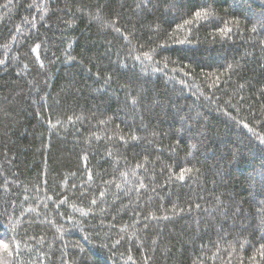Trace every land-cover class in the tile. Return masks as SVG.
<instances>
[{
  "label": "trees",
  "instance_id": "trees-1",
  "mask_svg": "<svg viewBox=\"0 0 264 264\" xmlns=\"http://www.w3.org/2000/svg\"><path fill=\"white\" fill-rule=\"evenodd\" d=\"M0 241L264 264V0H0Z\"/></svg>",
  "mask_w": 264,
  "mask_h": 264
},
{
  "label": "snow or ice",
  "instance_id": "snow-or-ice-1",
  "mask_svg": "<svg viewBox=\"0 0 264 264\" xmlns=\"http://www.w3.org/2000/svg\"><path fill=\"white\" fill-rule=\"evenodd\" d=\"M0 243H2V241H0ZM5 247H7V245H5Z\"/></svg>",
  "mask_w": 264,
  "mask_h": 264
}]
</instances>
